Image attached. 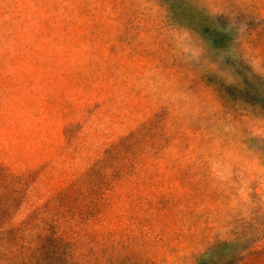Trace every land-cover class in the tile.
I'll return each mask as SVG.
<instances>
[{"label":"rangeland","instance_id":"1","mask_svg":"<svg viewBox=\"0 0 264 264\" xmlns=\"http://www.w3.org/2000/svg\"><path fill=\"white\" fill-rule=\"evenodd\" d=\"M0 264H264V0H0Z\"/></svg>","mask_w":264,"mask_h":264}]
</instances>
